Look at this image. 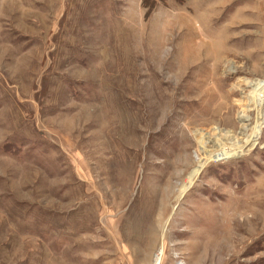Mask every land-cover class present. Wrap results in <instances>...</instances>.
I'll list each match as a JSON object with an SVG mask.
<instances>
[{"label":"rangeland","instance_id":"obj_1","mask_svg":"<svg viewBox=\"0 0 264 264\" xmlns=\"http://www.w3.org/2000/svg\"><path fill=\"white\" fill-rule=\"evenodd\" d=\"M0 264H264V0H0Z\"/></svg>","mask_w":264,"mask_h":264},{"label":"bare ground","instance_id":"obj_2","mask_svg":"<svg viewBox=\"0 0 264 264\" xmlns=\"http://www.w3.org/2000/svg\"><path fill=\"white\" fill-rule=\"evenodd\" d=\"M256 84L258 83H248V86H252ZM256 115L257 117H260V120L262 119V121L259 122L257 120L256 125L251 128L252 132L245 135L244 138L242 139L237 138L235 135L229 133V131L225 133L223 132L221 133V132H218L216 129L212 130L206 137L205 136L198 137L197 141L199 143L197 145L199 148L198 150H196L195 158H198L196 160H199V165L202 166L209 159L220 160V159H226L229 157H238L239 155L243 153L242 149H244V146H247L249 144L251 145L256 144L257 140L260 139L258 128L260 129L261 124H263V118H262L263 114L261 113V111H259V114H256ZM238 118L239 120H242L241 129L246 130V126L249 125V124H246L249 116L245 114H242V115L240 114ZM239 134H243L242 130L239 132ZM207 140L210 141V144L207 142Z\"/></svg>","mask_w":264,"mask_h":264}]
</instances>
